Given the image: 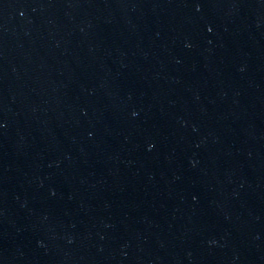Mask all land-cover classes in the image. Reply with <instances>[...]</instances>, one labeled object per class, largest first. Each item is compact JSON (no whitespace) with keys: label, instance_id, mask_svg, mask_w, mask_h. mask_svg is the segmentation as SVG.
<instances>
[{"label":"water","instance_id":"95a60500","mask_svg":"<svg viewBox=\"0 0 264 264\" xmlns=\"http://www.w3.org/2000/svg\"><path fill=\"white\" fill-rule=\"evenodd\" d=\"M0 264H264V0H0Z\"/></svg>","mask_w":264,"mask_h":264},{"label":"snow or ice","instance_id":"6c2138e0","mask_svg":"<svg viewBox=\"0 0 264 264\" xmlns=\"http://www.w3.org/2000/svg\"><path fill=\"white\" fill-rule=\"evenodd\" d=\"M209 31H211V29H209Z\"/></svg>","mask_w":264,"mask_h":264},{"label":"clouds","instance_id":"9594fccd","mask_svg":"<svg viewBox=\"0 0 264 264\" xmlns=\"http://www.w3.org/2000/svg\"><path fill=\"white\" fill-rule=\"evenodd\" d=\"M133 115H135V113Z\"/></svg>","mask_w":264,"mask_h":264}]
</instances>
